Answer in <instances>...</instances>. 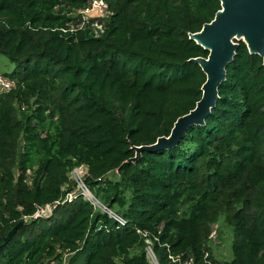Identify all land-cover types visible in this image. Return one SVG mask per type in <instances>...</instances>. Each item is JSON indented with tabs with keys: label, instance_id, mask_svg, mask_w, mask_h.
<instances>
[{
	"label": "trees",
	"instance_id": "16d2710c",
	"mask_svg": "<svg viewBox=\"0 0 264 264\" xmlns=\"http://www.w3.org/2000/svg\"><path fill=\"white\" fill-rule=\"evenodd\" d=\"M104 1L108 15L80 25L90 0H0V54L14 63L0 92V264H154L149 249L156 264H264L261 56L235 40L204 122L128 160L200 99L206 75L190 58L209 51L189 34L221 6ZM79 165L124 222L65 199ZM214 225L233 234L230 259L212 252Z\"/></svg>",
	"mask_w": 264,
	"mask_h": 264
},
{
	"label": "water",
	"instance_id": "95a60500",
	"mask_svg": "<svg viewBox=\"0 0 264 264\" xmlns=\"http://www.w3.org/2000/svg\"><path fill=\"white\" fill-rule=\"evenodd\" d=\"M212 20L202 25L189 37L209 51L207 57H193L190 61L199 64L206 75L202 94L193 109L179 116L168 136H160L152 144L134 146L135 154L128 160L135 161L142 151L153 152L176 145L187 127L202 124L215 106L218 87L225 79L226 66L232 61L238 42L242 40L250 53L261 56L264 65V0H219ZM23 221L14 225L7 233L8 240Z\"/></svg>",
	"mask_w": 264,
	"mask_h": 264
},
{
	"label": "built area",
	"instance_id": "2783aa9c",
	"mask_svg": "<svg viewBox=\"0 0 264 264\" xmlns=\"http://www.w3.org/2000/svg\"><path fill=\"white\" fill-rule=\"evenodd\" d=\"M108 9L107 4L104 0H90L89 6L81 11L82 14V21L80 25H83L85 23H88V20L93 18H98L101 16L108 15ZM95 26L97 28H100V24H97L94 22ZM14 87V82L11 78H9L7 75L0 72V92H8L12 90ZM88 175L87 168L84 165L75 166L69 173V179L73 182L72 189L68 191L65 195L66 200H71L76 195H81L83 198L89 200L94 207L101 208L104 212L109 214L111 217L115 218L118 222H124L123 219L114 213L110 208L103 205L91 192L88 185L85 182V177ZM56 204V203H55ZM48 209V210H47ZM47 210V211H46ZM51 206L46 205L45 207H40L36 210V212L33 214L34 217H37L39 215H46L48 212H50ZM217 237L216 232V225H214L211 229V232L209 234V239L211 241H214ZM150 250V249H149ZM151 252V250H150ZM65 264V263H62Z\"/></svg>",
	"mask_w": 264,
	"mask_h": 264
},
{
	"label": "rangeland",
	"instance_id": "374dc122",
	"mask_svg": "<svg viewBox=\"0 0 264 264\" xmlns=\"http://www.w3.org/2000/svg\"><path fill=\"white\" fill-rule=\"evenodd\" d=\"M13 68L14 63L11 62L6 55L0 54V72H11ZM232 237L233 234L231 235L229 228L224 226L222 227L221 236H217L214 241L210 240L212 252L218 259L223 260L231 258L232 254L230 245ZM148 258L151 262L156 264V261L154 260L153 254L150 252V250L148 251Z\"/></svg>",
	"mask_w": 264,
	"mask_h": 264
}]
</instances>
